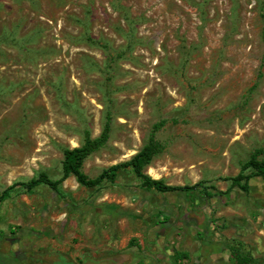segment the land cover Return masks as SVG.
I'll use <instances>...</instances> for the list:
<instances>
[{"label":"rangeland","instance_id":"1","mask_svg":"<svg viewBox=\"0 0 264 264\" xmlns=\"http://www.w3.org/2000/svg\"><path fill=\"white\" fill-rule=\"evenodd\" d=\"M263 56L264 0H0V190L57 179L61 149L105 122L89 177L163 122L145 173L226 190L251 154L264 160ZM248 184L205 200L124 169L97 188L15 189L0 202V264H233V243L264 258V182Z\"/></svg>","mask_w":264,"mask_h":264},{"label":"trees","instance_id":"2","mask_svg":"<svg viewBox=\"0 0 264 264\" xmlns=\"http://www.w3.org/2000/svg\"><path fill=\"white\" fill-rule=\"evenodd\" d=\"M264 59V56H263ZM163 122L153 124L146 142L128 160L110 165L100 171L95 177H89L83 171L84 161L95 151L99 150L108 138L109 125L104 123L103 128L97 137H91L88 131H84L81 142L76 147H63L61 149L60 176L51 179L45 172H38L32 177L15 181L4 189L0 190V202L10 197L15 189H22L31 193L36 187L45 186L54 192L59 191L62 182L68 177H73L75 182L84 188H97L103 182L113 183L120 170L129 169L139 185L145 190H154L160 193L184 191H197L203 199H210L213 196H221L229 193L232 188H237L243 193L249 192L248 181L258 178L264 182V160L258 158L259 150L255 151L249 158L240 164L236 175L224 177L223 180L229 181V187L222 191L214 186H205L202 181L191 185H170L162 179H153L145 173V168L149 166L153 157L160 151V144L155 139V134L162 127ZM228 250L233 264H264V258L254 257L249 253L243 252L239 244L233 243L225 246ZM58 264H73L71 262H58Z\"/></svg>","mask_w":264,"mask_h":264},{"label":"bare ground","instance_id":"3","mask_svg":"<svg viewBox=\"0 0 264 264\" xmlns=\"http://www.w3.org/2000/svg\"><path fill=\"white\" fill-rule=\"evenodd\" d=\"M148 174L153 178V179H156L158 177V175L152 171L151 169L148 170Z\"/></svg>","mask_w":264,"mask_h":264}]
</instances>
